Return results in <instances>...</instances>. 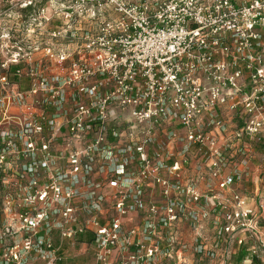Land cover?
<instances>
[{
	"label": "built area",
	"instance_id": "built-area-1",
	"mask_svg": "<svg viewBox=\"0 0 264 264\" xmlns=\"http://www.w3.org/2000/svg\"><path fill=\"white\" fill-rule=\"evenodd\" d=\"M37 16L0 65V264L264 247V192L234 188L264 141V0H48Z\"/></svg>",
	"mask_w": 264,
	"mask_h": 264
},
{
	"label": "rangeland",
	"instance_id": "rangeland-1",
	"mask_svg": "<svg viewBox=\"0 0 264 264\" xmlns=\"http://www.w3.org/2000/svg\"><path fill=\"white\" fill-rule=\"evenodd\" d=\"M47 2L48 0H0V65L2 60H5L9 56V44L5 34L11 29L17 28L22 32L27 28L38 26L41 19L38 18L37 13ZM3 70L4 68L0 67V72ZM28 83V81L22 80L21 86L27 87L29 85ZM243 177L242 181H237L234 185V188L239 192L249 197L255 196L254 192L256 188H259L260 192H264V151L262 149L257 147L254 149L251 170ZM254 244L256 245V254L258 255V257H255L258 260L257 264H264V247L260 242L251 241L246 245L245 249H250ZM74 248L79 250L81 246L75 245ZM222 252L223 250L220 249V252H215L214 255L211 252L204 255L203 261L200 264H252L250 252H247L248 258H245L244 261L236 259V254H234L235 256L233 255L231 260L223 261ZM86 259L87 256L83 255L76 257V261L79 262L85 261Z\"/></svg>",
	"mask_w": 264,
	"mask_h": 264
},
{
	"label": "trees",
	"instance_id": "trees-1",
	"mask_svg": "<svg viewBox=\"0 0 264 264\" xmlns=\"http://www.w3.org/2000/svg\"><path fill=\"white\" fill-rule=\"evenodd\" d=\"M256 147L259 148V149H262L264 151V141H260V142L256 143ZM79 240H83V237H82V239H79ZM247 252H249V251H248V249H245V246L241 247L235 253L236 254V259H239L240 261H244L245 258H248V253ZM257 261H258L257 258H255V256H253L252 257V264H257Z\"/></svg>",
	"mask_w": 264,
	"mask_h": 264
}]
</instances>
